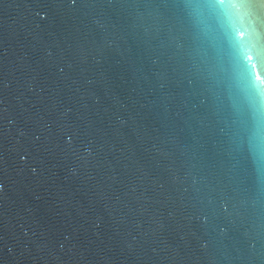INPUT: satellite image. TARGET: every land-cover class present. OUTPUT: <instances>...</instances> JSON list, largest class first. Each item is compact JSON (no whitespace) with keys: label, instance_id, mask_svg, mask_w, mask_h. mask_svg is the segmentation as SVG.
Returning a JSON list of instances; mask_svg holds the SVG:
<instances>
[{"label":"water","instance_id":"obj_1","mask_svg":"<svg viewBox=\"0 0 264 264\" xmlns=\"http://www.w3.org/2000/svg\"><path fill=\"white\" fill-rule=\"evenodd\" d=\"M231 72L202 0H0V264H264Z\"/></svg>","mask_w":264,"mask_h":264},{"label":"snow or ice","instance_id":"obj_2","mask_svg":"<svg viewBox=\"0 0 264 264\" xmlns=\"http://www.w3.org/2000/svg\"><path fill=\"white\" fill-rule=\"evenodd\" d=\"M202 2L216 12L236 87L244 102L264 120V0Z\"/></svg>","mask_w":264,"mask_h":264}]
</instances>
